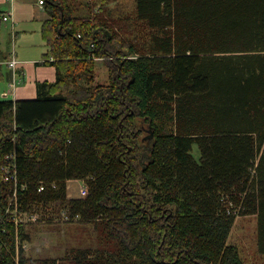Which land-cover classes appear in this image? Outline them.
Masks as SVG:
<instances>
[{"label":"trees","instance_id":"1","mask_svg":"<svg viewBox=\"0 0 264 264\" xmlns=\"http://www.w3.org/2000/svg\"><path fill=\"white\" fill-rule=\"evenodd\" d=\"M42 1L57 78L38 83L35 100L4 96L12 33L0 43V264L29 262L17 261L7 216L15 150L20 210L68 200L118 242V256L78 250L70 264H244L228 245L237 209L257 216L264 255V0H136L148 47L122 38L112 0L78 13ZM97 58L107 85L93 86ZM69 181L86 195L67 199Z\"/></svg>","mask_w":264,"mask_h":264},{"label":"rangeland","instance_id":"2","mask_svg":"<svg viewBox=\"0 0 264 264\" xmlns=\"http://www.w3.org/2000/svg\"><path fill=\"white\" fill-rule=\"evenodd\" d=\"M64 2L78 13V10L83 9L90 0H64ZM108 8L111 11V22L129 45L134 43L138 44V47L149 46L154 32L146 22L138 19L136 0H112ZM5 27L9 31L5 24L0 33L4 44L7 40ZM18 46L19 44L14 45L16 49ZM12 51L15 52V48ZM109 77L106 64L97 58L93 86L107 85L110 81ZM8 95L11 96L10 93ZM158 124L161 125L160 122ZM145 126L148 130V126ZM170 126L169 129L174 130L173 123ZM192 154L199 160L200 153L197 146H194ZM81 182H68L67 199H79L85 196L80 194V187L85 184L84 181ZM68 202L66 200L33 205L31 212L20 210L19 224L16 226L17 261L23 255L25 260L29 261L27 264H42L44 261L49 264H70L73 254L78 250H90L93 256L119 254L120 250L116 247L117 240L108 237L102 222L97 220L86 222L79 216H72ZM236 214L238 215L235 217L228 245L238 248L244 264H264V255L258 249L257 216H241L240 209H237ZM8 220H12L11 215L8 216ZM20 226L23 229L21 234Z\"/></svg>","mask_w":264,"mask_h":264},{"label":"crops","instance_id":"3","mask_svg":"<svg viewBox=\"0 0 264 264\" xmlns=\"http://www.w3.org/2000/svg\"><path fill=\"white\" fill-rule=\"evenodd\" d=\"M37 0H0V10L11 12L12 20L5 23L6 35L11 32L14 39V58L18 62L13 77L10 73L4 90L8 99L14 102L23 100H35L37 97V84L48 82L54 83L57 78L56 67L48 64L45 54L49 50L43 38V26L51 19L47 6H41ZM17 26V29H16ZM15 29L17 30L15 32ZM3 42L2 35L0 43ZM4 43V42H3ZM50 61H53L50 59ZM15 82V87L10 84ZM11 94V96L8 95ZM80 182L81 181H70Z\"/></svg>","mask_w":264,"mask_h":264},{"label":"built area","instance_id":"4","mask_svg":"<svg viewBox=\"0 0 264 264\" xmlns=\"http://www.w3.org/2000/svg\"><path fill=\"white\" fill-rule=\"evenodd\" d=\"M39 4L41 6H43V1L40 0ZM12 15L11 12L8 13H4L3 15V20L4 22L8 23L10 20H12ZM17 61L15 60V58H13L11 60V62L9 63V68L12 70L13 73H15V68L17 66ZM10 88H14L15 87V82L11 83ZM16 150L13 151L10 155H8L7 157V161H6V165L3 168L4 171V182L7 183H11L13 184V193L11 195V197L9 198L10 203L8 206V210H7V216L11 215L12 216V220H10L11 222L14 223L15 226H17L19 224V215H20V207H19V192L17 190V185H18V169H17V165H16ZM85 185V184H84ZM82 186L80 187V194L82 195H86L87 193V189L86 186ZM25 186L22 187V190H24ZM44 190V187H40L39 191Z\"/></svg>","mask_w":264,"mask_h":264},{"label":"water","instance_id":"5","mask_svg":"<svg viewBox=\"0 0 264 264\" xmlns=\"http://www.w3.org/2000/svg\"><path fill=\"white\" fill-rule=\"evenodd\" d=\"M5 96H7V95H5Z\"/></svg>","mask_w":264,"mask_h":264}]
</instances>
